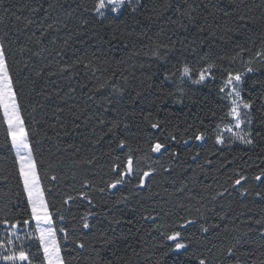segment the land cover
Here are the masks:
<instances>
[{
	"label": "trees",
	"instance_id": "1",
	"mask_svg": "<svg viewBox=\"0 0 264 264\" xmlns=\"http://www.w3.org/2000/svg\"><path fill=\"white\" fill-rule=\"evenodd\" d=\"M92 2L0 0V40L5 42L13 79H18L21 113L29 131L45 199L55 213L53 226L57 229L66 264H93L91 245L95 237L90 234L82 237L86 244L84 249L71 243L87 231L71 235L74 229H79L80 217L88 206L78 200L71 207L63 205L65 196L72 189H79L85 180L96 188L105 186L111 175L113 157L125 155V150L115 148L116 138H127L133 148L146 150L148 139L163 140L169 133L177 140L168 141V150L163 155L148 153L152 159L144 164V170L152 165L158 174L149 178L144 189L136 190L139 195L132 191L131 185L115 194L91 192L97 205L92 211L101 213L91 218L97 228L106 226L102 213L111 209L109 215L122 216L124 220L117 226V234L122 230L128 235L127 241L120 242L115 256L111 252L107 255L115 264H173V258L164 255L165 248L161 244L167 241L160 232L168 223L185 217L197 221L186 230L190 251L181 257L185 264H198L197 258H204L207 264H236L237 260L239 264H264V237L261 236L264 200L255 195L264 191V185L252 179L264 172V87L260 83L264 82V63L255 59L256 52L264 50V0H243L238 9H234L229 0H167L171 8L165 7L166 0H142L146 8L137 17L140 24L132 25L129 19L130 26L126 30L121 25L124 35L111 43L97 40L96 33L107 37L111 30L101 28L90 18V11H85L91 8ZM189 7L196 9L192 12L196 17L192 24L180 15ZM226 11L231 15H225ZM238 14H247L253 22L241 28L238 35L226 33V26H238ZM82 20L89 22L83 25ZM180 23L187 27L186 31ZM50 24L52 27L48 28ZM237 42L249 49L243 53L245 63L240 59L230 62L229 58L239 51L235 46ZM158 44L173 49L166 62L153 56ZM249 58H253L251 66L256 71L247 75L242 95L255 102L254 144L215 145L217 126L222 127L227 122V119L220 120L227 110L226 102L220 98L223 94L219 93L222 78L228 71H244ZM79 60L84 63L90 60L91 67L85 68L84 64L77 63ZM185 62L194 68L207 67L214 62L216 79L206 82L207 86L186 83L184 87L191 90L192 100L186 97L183 104L175 103L174 98L166 95L156 99L161 95V83L164 93L175 90L174 84L163 82V72ZM63 67L69 71L61 72ZM101 84H105L102 89ZM149 84L153 86L150 89ZM113 88L124 90L125 95H114ZM137 90H144V95L133 100ZM46 96L51 98L45 99ZM107 98L113 103H108ZM146 110L153 112V119L164 122L163 131L153 130L143 121L142 113ZM117 114L130 127L124 129L121 125L115 135L107 133L109 122ZM97 117L105 123H98ZM188 125L201 130L207 128V139L203 143L189 140L184 144L183 140L193 131ZM6 127L0 111V219L23 217L27 203L17 159L6 139ZM213 149L217 150L215 154ZM173 151L178 153V158L170 160ZM197 151L200 156L192 160L191 156ZM136 155L143 157L144 151ZM205 159L212 163L206 164ZM165 167H170L171 171H164ZM237 171L248 176L244 184L248 194L244 197L239 195V186L233 188ZM53 175L56 181L51 180ZM181 188L183 191H179ZM221 191L225 192L224 196L212 199ZM122 195L130 197L127 208L114 205ZM55 209H66L63 220ZM143 215L158 216L157 224L142 219ZM258 220L260 224L256 223ZM200 224L209 231L201 232ZM60 227L70 233L68 241L64 240V233L59 232ZM10 231L17 230L0 225V240ZM26 231L28 234L25 230L18 232L22 242L42 258V250L37 251L39 242L30 238L32 230ZM234 237L241 243L236 245L235 255L228 256L227 248L235 243Z\"/></svg>",
	"mask_w": 264,
	"mask_h": 264
},
{
	"label": "snow or ice",
	"instance_id": "2",
	"mask_svg": "<svg viewBox=\"0 0 264 264\" xmlns=\"http://www.w3.org/2000/svg\"><path fill=\"white\" fill-rule=\"evenodd\" d=\"M243 0H229V3L234 6V9H238ZM166 8H171L170 3H165ZM146 8V4L142 0H93L91 8L85 9V11H90V18L99 23L101 28L110 29V34L105 37L100 33H96L97 40L99 43H111L112 41L120 40L124 35V31L121 30V25L124 26L126 30L129 25V19H131L132 25L140 24V20L137 19L141 15L142 11ZM176 11H180L178 8ZM195 8L189 7L188 10L181 12L180 15L185 17L189 24H192L196 17L192 15L195 12ZM69 16L71 13L68 14ZM225 15H231L229 12H225ZM171 19V17H169ZM88 20H82V24H88ZM175 22V21H174ZM253 19L247 14H238L237 25L232 27H225L226 33H233L238 35L241 28L246 27L251 24ZM30 24L31 21L29 20ZM184 30L187 27L180 23L179 25ZM52 25H48L51 28ZM135 29H133L134 31ZM201 32L204 31L203 28L200 29ZM120 35H117V33ZM131 35V32L127 33ZM213 36L216 34L213 32ZM231 39V37H229ZM54 42V41H53ZM183 43V42H181ZM67 44V41H65ZM236 48L239 51L232 57H230V62L235 63L237 59H240L242 63H245L243 53L249 51L245 46L236 43ZM164 49V51H161ZM173 49L168 45L158 44L156 50L153 52V56L156 60L166 62L168 60V54ZM21 51H24L21 49ZM195 51V49H193ZM95 55V53H93ZM255 59H259L260 62L264 63V50L257 51L255 54ZM77 63L84 64L85 68L91 67V61L84 63L83 60L77 61ZM253 63V58H249L246 61V69L244 71H228L227 75L222 78V83L219 87V93L223 95L220 97L222 101H225L224 107L226 111L220 116L221 122L227 119V122L223 123V126H217L214 141L215 145L220 146H230L231 142L239 141L241 144L246 146H253L255 136H254V101L245 99L242 95L244 91L243 85L245 84V79L249 73L256 71L251 65ZM25 67L27 65L25 64ZM217 65L213 63H208L207 67L201 66L200 68H194L189 63H178L174 69H166L163 72V82H170L175 85L174 91L163 92V83L160 85L161 95L157 96L156 99H163L166 95L169 98H174L175 103L183 104L185 98L192 100V96L189 95L190 89L184 87L186 83H191L193 85H206V82L216 79V73L213 71ZM61 72L69 71V68L63 67L60 69ZM39 75V73H37ZM151 79V77H149ZM127 78L125 77V81ZM18 79L14 81L13 75L10 71V65L8 63V51L6 50V45L3 40H0V111L3 114V123L6 127V139L10 141L11 149L14 150L17 162L19 164V177L22 183L23 193L26 195L27 203L24 208L25 215L19 218H3L0 219V225H3L5 229H15L17 231H10L9 235L4 239L0 240V261L3 264H66L64 256L61 255V244L57 239V229L54 225V212L50 210L48 201L45 199V189L41 185V179L38 172L37 161L33 154L32 143L30 142L29 131L25 127V122L21 113V104L18 99L19 91L16 87ZM255 81L253 84L255 85ZM262 87H264V82H260ZM105 84L99 85V88H104ZM149 89L153 86L149 84L147 86ZM112 92L114 95L123 97L125 95L124 90L120 88H113ZM59 96V92L55 93ZM144 95V90L135 91V96L132 97L133 100L139 99ZM194 95V93H193ZM51 98L46 96L45 99ZM91 99V97H90ZM108 103H113L111 98H107ZM119 103V101H115ZM195 102V101H193ZM155 104V101H152ZM62 111V109H59ZM107 111V109H105ZM143 115V121L146 122L151 129L163 131L162 124L164 123L160 119H153V112L146 110ZM79 119V117H76ZM98 123L103 125L105 120L97 117ZM110 126L107 128V133L115 135L117 129L123 125L124 129H128L130 125L124 122L117 114L109 122ZM203 123V122H201ZM189 129H193L192 134L188 139H184L183 143L188 144L189 140H194L203 143L208 137V130L204 128L201 130L195 125H188ZM224 133H231L229 137H225ZM259 135V133H256ZM100 139H103L101 137ZM176 141L177 137L169 133L163 140L160 138L148 139L147 149H141L139 147L133 148L132 144L127 140V138H116L115 148L119 150H125V155L123 158L119 154L113 157L110 166V178L105 181V186L96 188L94 185L90 184L87 180L81 183L79 189H72L62 201L63 205L71 207L72 203L75 201H80L86 203L88 210L80 217V227L79 229H74L71 235H75L76 232L80 230H87L81 233V238L72 239L71 243L75 245L76 248L84 249L86 244L83 241L84 235H92L95 237V241L92 243V251L94 252L93 264H115L113 259L107 255L111 252L112 256L116 255V252L120 249V242L127 241L128 235L122 230L118 232V225L124 223L122 216H117L115 214L109 215L111 209L107 212L102 213L103 219L107 222L103 229L97 228V224L92 222V217L101 215V213H96L92 211L97 207L94 202L91 192L98 191L101 194L110 193L115 194L121 189L132 186V191L139 195L136 190L144 189L149 178L158 174V170L152 165L147 166V170H144V164L152 159L148 153H156L163 155L164 152L168 150V141ZM144 151V156H138L136 153ZM217 150L213 149V154ZM200 156V152H196L191 156L192 160H196ZM178 158V153L175 151L170 153V160ZM206 164H211L210 159H205ZM164 171H171L170 167H165ZM253 180L264 185V172L257 174L252 177ZM52 181H56L57 177L55 175L51 176ZM248 181V176L242 172H235L233 179V188L239 186V195L244 197L248 194V189L244 187ZM115 190V192H114ZM48 191H51L50 189ZM183 191V188L179 189ZM225 192H218L212 199H217L219 196H224ZM255 195L260 199L264 200V191L256 192ZM129 195L120 196L114 205H123L125 208L128 207ZM63 211L66 209H55V212L60 213L59 219L63 220ZM199 211V209H197ZM142 219L151 220L153 224H157L159 219L158 216L153 215H143ZM201 219L203 217L201 216ZM223 219V217H222ZM34 222V223H33ZM128 223H133L128 221ZM196 220L187 219L185 217H178L176 220L168 223L165 226V230L160 232V235L164 237L167 243L161 244V247L165 248L164 255L173 258V264H185V261L181 259L182 256H186L190 251V237L186 230L189 226L195 225ZM260 224L261 221H256ZM32 230L31 237L39 242V248L37 251L42 250V258H38L37 252H33L31 247H26L22 242V238L18 235V232L25 230V234H28L26 230ZM59 232L64 233V240L68 241L70 238V233L64 227H60ZM159 230V226H158ZM200 230L203 233H207L209 228L204 224H200ZM131 231V229H129ZM264 237V232L261 233ZM235 243L227 248V255H235L236 245L241 243L239 238H233ZM98 244L99 247L95 245ZM131 247L130 245H128ZM198 264H207L204 258H197ZM239 264V261H236Z\"/></svg>",
	"mask_w": 264,
	"mask_h": 264
},
{
	"label": "rangeland",
	"instance_id": "3",
	"mask_svg": "<svg viewBox=\"0 0 264 264\" xmlns=\"http://www.w3.org/2000/svg\"><path fill=\"white\" fill-rule=\"evenodd\" d=\"M231 135V133H224V136L227 138V137H229ZM233 143H237V144H241L239 141H233V142H231V144H233ZM242 145H244V144H242ZM15 153V152H14ZM15 157H16V155H15ZM17 159V158H16ZM18 163V162H17ZM18 167H19V164H18ZM1 262V261H0Z\"/></svg>",
	"mask_w": 264,
	"mask_h": 264
}]
</instances>
